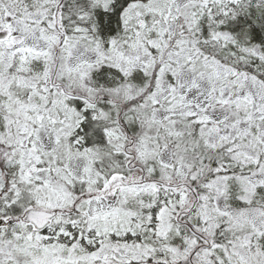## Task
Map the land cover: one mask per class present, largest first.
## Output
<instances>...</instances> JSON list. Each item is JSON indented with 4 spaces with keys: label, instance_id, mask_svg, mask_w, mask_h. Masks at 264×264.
Segmentation results:
<instances>
[{
    "label": "snow or ice",
    "instance_id": "snow-or-ice-1",
    "mask_svg": "<svg viewBox=\"0 0 264 264\" xmlns=\"http://www.w3.org/2000/svg\"><path fill=\"white\" fill-rule=\"evenodd\" d=\"M0 264H264V0H0Z\"/></svg>",
    "mask_w": 264,
    "mask_h": 264
}]
</instances>
